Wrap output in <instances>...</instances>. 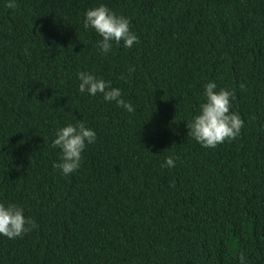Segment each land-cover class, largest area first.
<instances>
[{"label":"trees","instance_id":"1","mask_svg":"<svg viewBox=\"0 0 264 264\" xmlns=\"http://www.w3.org/2000/svg\"><path fill=\"white\" fill-rule=\"evenodd\" d=\"M100 3L130 19L139 43L98 50L101 37L83 19ZM6 5L0 201L22 205L37 226L0 235V264H239L241 253L264 264V0ZM80 71L121 88L134 112L79 92ZM212 80L235 90L244 126L205 148L187 122ZM77 120L97 139L65 177L51 142ZM167 156L174 167H162Z\"/></svg>","mask_w":264,"mask_h":264},{"label":"clouds","instance_id":"2","mask_svg":"<svg viewBox=\"0 0 264 264\" xmlns=\"http://www.w3.org/2000/svg\"><path fill=\"white\" fill-rule=\"evenodd\" d=\"M6 6L15 9L17 0H7ZM130 25L131 21L128 17L117 14L104 3L90 7L84 13L83 28L92 29L101 37L96 46L104 55L112 50L114 43L116 45L122 43L126 49L132 48L134 43H139V37ZM134 70V67H130L128 72ZM77 78L79 92H86L91 96L99 93L104 101L115 103L127 112H134L132 103L123 98L122 89L114 87L110 80L88 71L78 72ZM120 78L126 79L123 74ZM240 87L243 88L244 85ZM203 96L204 100L200 103L197 114L187 122L188 136L202 147L215 148L226 140L235 139L240 135L244 120L238 112L232 110L235 90L217 89L215 80H212L204 85ZM96 139V130L83 120L57 128L51 147L59 149V161L54 163L53 167L65 177L75 173L82 165L86 147L93 144ZM174 165L175 159L167 156L162 167L171 168ZM36 226L34 219L25 215L22 205L0 201V235L15 239L22 237ZM239 264H247L243 253L239 254Z\"/></svg>","mask_w":264,"mask_h":264}]
</instances>
